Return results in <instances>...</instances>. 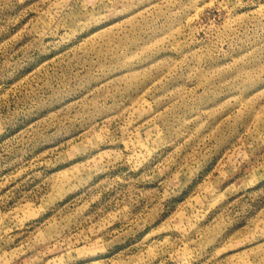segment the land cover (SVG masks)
<instances>
[{"label": "rangeland", "instance_id": "374dc122", "mask_svg": "<svg viewBox=\"0 0 264 264\" xmlns=\"http://www.w3.org/2000/svg\"><path fill=\"white\" fill-rule=\"evenodd\" d=\"M0 264H264V0H0Z\"/></svg>", "mask_w": 264, "mask_h": 264}]
</instances>
